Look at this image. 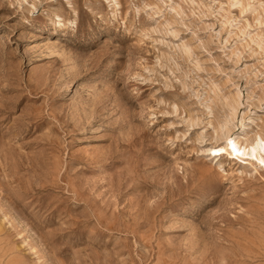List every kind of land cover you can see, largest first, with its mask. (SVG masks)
I'll list each match as a JSON object with an SVG mask.
<instances>
[{
  "label": "rangeland",
  "instance_id": "374dc122",
  "mask_svg": "<svg viewBox=\"0 0 264 264\" xmlns=\"http://www.w3.org/2000/svg\"><path fill=\"white\" fill-rule=\"evenodd\" d=\"M264 0H0V264H264Z\"/></svg>",
  "mask_w": 264,
  "mask_h": 264
},
{
  "label": "bare ground",
  "instance_id": "6f19581e",
  "mask_svg": "<svg viewBox=\"0 0 264 264\" xmlns=\"http://www.w3.org/2000/svg\"><path fill=\"white\" fill-rule=\"evenodd\" d=\"M251 158L255 159V164L264 168V138L256 135L249 142V147L246 151Z\"/></svg>",
  "mask_w": 264,
  "mask_h": 264
}]
</instances>
